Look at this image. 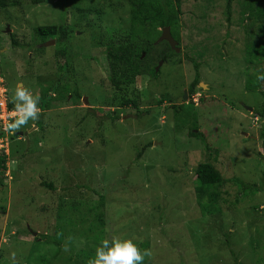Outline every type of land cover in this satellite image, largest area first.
Here are the masks:
<instances>
[{
    "label": "rangeland",
    "instance_id": "rangeland-1",
    "mask_svg": "<svg viewBox=\"0 0 264 264\" xmlns=\"http://www.w3.org/2000/svg\"><path fill=\"white\" fill-rule=\"evenodd\" d=\"M111 1L120 7L109 0L70 1L79 6L76 10H94L87 13L90 24L72 16L69 0L0 10V55L14 58L7 55L10 33L25 43L33 34L37 48H44L35 58L16 50L14 71L8 61L1 66L10 100L16 105L14 94L21 84L29 95L39 96L43 114L28 121L30 128L25 124L15 130L27 129L28 142L4 141L0 264H12L13 251L17 264H71L68 258L83 249L81 233L88 224L84 227L79 216L55 209L68 199L88 205L100 196L106 201L101 241L133 238L142 251H150L143 264H264V147L259 139L264 119L256 113L264 108V80L259 93L244 91V51L260 37L252 18L242 16L236 1L228 22L224 0H183L180 65L164 63L157 78L136 79L119 92L109 86L104 47L124 40L130 5ZM59 25L75 26L63 46L34 35L37 27ZM153 46L156 54L167 51L161 43ZM61 49L66 54L55 57ZM29 57L33 63L27 71L20 64ZM190 58L199 64L205 88L174 104L194 78ZM65 62L70 68L59 70ZM255 67L264 69V61ZM56 86H66L65 99L50 104L40 88ZM74 90L81 100L71 101ZM163 96L173 102L160 104ZM129 100L138 107L121 105ZM191 132L200 133L205 144ZM206 159L224 179L263 190L225 186L229 195L223 197L227 204L222 214L202 217L193 176ZM43 184H51L53 191ZM236 198L235 209L228 208ZM86 218L91 222L93 214Z\"/></svg>",
    "mask_w": 264,
    "mask_h": 264
},
{
    "label": "trees",
    "instance_id": "trees-1",
    "mask_svg": "<svg viewBox=\"0 0 264 264\" xmlns=\"http://www.w3.org/2000/svg\"><path fill=\"white\" fill-rule=\"evenodd\" d=\"M47 0H0V10H6L11 8H18L23 6L24 3L28 4L30 7H34L37 5H44ZM70 6V13L73 17L77 18L80 23L81 21L87 23V13H93L94 10L86 9L83 11L82 9H75L74 7H79L74 4V7ZM111 3V0H109ZM129 3V28L125 33V38L121 42L109 43L104 47V55L105 61L107 65V80L109 82V86L119 92H123L128 87L133 86L136 83V79H155L158 75L155 73L154 66L158 60H163L167 64H171L173 66H179L180 60L177 58L178 55L172 52L169 49V46L166 43L162 45L166 46L167 51L162 53L155 54V50L153 44L157 41V39L161 35V30L163 28H169L171 36L174 40L179 43V21L178 16L181 14V4L183 0H125ZM225 1V15L226 20L230 21V12L233 2H237L241 7V13L243 15H247V17L252 18V25L256 26V29L260 33V37L258 40L253 41L249 45H247L245 54V63L247 65L245 71V83H244V91H248L250 93L260 92V82L263 80H258L257 75L264 73V69L256 68L255 65H260L264 61V0H224ZM121 3H114V6L120 7ZM73 10L76 11L75 15H73ZM81 20V21H80ZM90 24V23H87ZM75 26H43L37 27L34 29V35L37 38L42 39H56L59 45H64V43L69 39L73 34ZM7 37L11 40L9 47V56L12 54L15 58L16 50H20L24 52V55H30L32 58L39 55L43 50L37 48L35 41L32 40L33 34L31 36L30 43L19 42L15 39L12 33L8 34ZM15 50V51H13ZM12 51V52H11ZM66 54L65 49H61L56 52L55 57L63 56ZM69 54V53H68ZM142 54H144V58L142 59ZM12 57V56H11ZM28 57V56H27ZM0 77L6 84L5 75L2 72V62L11 63V67L13 66V71L15 69L12 58L6 60V55H0ZM191 59V58H190ZM69 61V60H68ZM36 62V61H35ZM194 67V78L187 86L186 93L187 97L190 99L193 95L196 94L197 90L202 91L199 88V75L198 69L199 64L191 59ZM33 61L29 58H26V61L23 62L22 66L24 69H28L30 71ZM69 63V62H68ZM68 63L65 62L59 70H68ZM64 66V67H63ZM68 66V67H67ZM70 68V67H69ZM254 69V70H253ZM23 72L25 70H22ZM34 71V70H33ZM252 71V72H251ZM251 72V73H250ZM15 73V72H14ZM157 75V76H156ZM16 76V75H15ZM65 77V76H64ZM64 86V85H63ZM56 86L50 87L49 89L45 87H41V92H43L44 100L48 97L50 102H61L64 101L65 97L63 96V92L65 91V87ZM198 88V89H197ZM64 91H63V90ZM69 90V89H68ZM263 96L264 93L260 92ZM122 94V93H121ZM54 95V96H53ZM53 96V97H52ZM52 97V98H51ZM81 95L78 91L74 90L71 96V101L80 100ZM47 99V101H48ZM168 100L169 103H172L173 98H165L164 96L160 98L161 102ZM177 98L174 100V104H176ZM202 102V100H201ZM131 104L134 108H137L138 105L135 101L129 100L124 101L121 105L128 106ZM44 105V103H43ZM8 110H12L16 108L14 102H8ZM182 109L181 106H175ZM264 107V106H263ZM174 108V107H173ZM177 109V108H175ZM188 111V110H187ZM257 116L260 119H264V108L261 111L256 112ZM116 114V113H115ZM40 115V114H39ZM27 127H30L29 124H26ZM29 125V126H28ZM37 125V123H36ZM4 131L2 132V127L0 126V138H2ZM18 133V132H17ZM16 132L13 135L9 136L10 139L16 138L18 139V135ZM190 135L198 140H200L203 144H205L204 138L200 133ZM260 141L264 147V128L260 131ZM151 144L142 148V150L136 156V159L139 160L142 157L144 151L150 147ZM205 149L208 150V147L205 146ZM6 160L7 157L0 152V177L1 173H4L6 170ZM12 162V161H11ZM194 195L196 199V203L199 207V212L202 217H206L205 215H221L223 212V207L226 205V199L223 198L229 195V192L224 190L225 186L228 185H238L241 187V192H245L248 190H254L256 192L263 190L262 188H255L251 185L244 184L242 182H238L236 180H226L224 179L215 166L209 162L208 159L200 162L196 168L194 169ZM43 187L47 188L50 191H53L51 184H43ZM264 192V191H262ZM106 201L103 196L99 197L98 202L83 204L82 201L78 199H68L67 202L58 203L55 211L56 212H70L73 215H77L81 218V225L84 224L85 221L88 224L86 227L87 231L82 232L81 239L85 241L81 248L78 250V254L72 256V258H68V261L71 264H89V260L94 255V250L96 247L95 241L100 238V234L105 232L104 228L106 226L105 223V211H103L104 205ZM238 204V199L236 198L233 203L227 205L230 209H235V205ZM93 214V218H91V222L86 218L87 215ZM101 213V214H100ZM84 217H83V216ZM93 220V221H92ZM101 238L98 240L101 241ZM139 248H141L139 246Z\"/></svg>",
    "mask_w": 264,
    "mask_h": 264
},
{
    "label": "clouds",
    "instance_id": "clouds-1",
    "mask_svg": "<svg viewBox=\"0 0 264 264\" xmlns=\"http://www.w3.org/2000/svg\"><path fill=\"white\" fill-rule=\"evenodd\" d=\"M5 29H6L5 30L6 32H9V30H10L9 27H6ZM161 33H162V30H161ZM170 35H171V33H170ZM49 40H52L50 42L51 44H53L54 41L56 42V44H58L56 39H54V38L49 39ZM174 41L177 42L176 40H174ZM163 43H166V42H161V44H163ZM49 44H47L45 47H47ZM154 44H156V42ZM177 44H178V42H177ZM156 45H158V44H156ZM164 47L166 48V46H164ZM176 48L179 49L178 45ZM39 49L44 50V48H39ZM169 49L172 50L170 47H169ZM172 52H174V51L172 50ZM175 54H177V53H175ZM143 58H144V54H142V59ZM158 61L162 62V65L165 63L163 60H158ZM157 62H156V65L154 66V70L157 68L158 64L160 63V62H158V63ZM160 67H159V69H160ZM106 69H107V65H106ZM159 69H158L157 73L159 72ZM155 72H156V70H155ZM106 73H107V71H106ZM257 79L258 80H264V73L258 74ZM200 84L201 83H199V85ZM0 85L2 87H4L6 90L8 102L9 101L12 102V100H10V98H9L8 88L6 87L5 82L3 81V79L1 77H0ZM19 86H21V84L17 85V88L15 90V94H14V100L16 102V108L12 109V110H8L9 112H14L16 115H14L4 126L2 124H0V126L2 127V132L4 131L2 138H0V144L2 145V147L0 148V152H3V154L6 157H7V153H5L6 147H4V141L6 140V138L10 139L9 135L10 136L13 135V133L15 132L16 129L27 124L29 120H32V121L37 120L39 118V114L40 115L43 114V111L41 110V108L38 107L39 96L29 95L30 92H27V90L25 88H21L22 86L21 87H19ZM199 88H200V86H199ZM187 99H188V97H187ZM80 100H81V98H80ZM166 101H163V103H165ZM83 102H84V104H87L86 99H83ZM52 103H54V102H50V104H52ZM176 104H178V103H176ZM7 109H8V106H7ZM30 127H28V128H30ZM3 128H5V129H3ZM26 130L27 129L23 130L22 132H18L17 135L19 133L28 132ZM28 135H27V138H28ZM18 139L25 140V138L23 136H19ZM9 255H10V259L12 261V264H17L16 253L13 251V252H10ZM148 255H150V251L149 250H143L142 251L138 247V244L134 241L133 238H125L122 236L107 237V238H104L98 245H96L95 250H94V255L89 260V264H143L145 256H148Z\"/></svg>",
    "mask_w": 264,
    "mask_h": 264
},
{
    "label": "water",
    "instance_id": "water-1",
    "mask_svg": "<svg viewBox=\"0 0 264 264\" xmlns=\"http://www.w3.org/2000/svg\"><path fill=\"white\" fill-rule=\"evenodd\" d=\"M8 31V30H7ZM161 42H166L169 47L175 52V53H178L179 52V49L176 48L177 47V42H175L171 35H170V31H169V28H164L162 29V33H161V36L160 38L157 40L156 44H159ZM162 65V62H160L157 66V68L155 69L156 72L158 71L159 67ZM200 88H205L204 85L200 84L199 85ZM187 99V94H186V91H184L182 97L177 101V103H180L182 101H185ZM29 134V132H24V133H19L18 135L19 136H23L25 138V141L28 142V138H27V135ZM35 236V234H34Z\"/></svg>",
    "mask_w": 264,
    "mask_h": 264
},
{
    "label": "built area",
    "instance_id": "built-area-1",
    "mask_svg": "<svg viewBox=\"0 0 264 264\" xmlns=\"http://www.w3.org/2000/svg\"><path fill=\"white\" fill-rule=\"evenodd\" d=\"M8 97L4 87L0 85V124L3 126L15 115L7 109ZM5 129V128H3ZM2 145L0 144V148Z\"/></svg>",
    "mask_w": 264,
    "mask_h": 264
},
{
    "label": "flooded vegetation",
    "instance_id": "flooded-vegetation-1",
    "mask_svg": "<svg viewBox=\"0 0 264 264\" xmlns=\"http://www.w3.org/2000/svg\"><path fill=\"white\" fill-rule=\"evenodd\" d=\"M158 62H160V61H158ZM158 62H157V63H158ZM176 101H177V100H176Z\"/></svg>",
    "mask_w": 264,
    "mask_h": 264
},
{
    "label": "bare ground",
    "instance_id": "bare-ground-1",
    "mask_svg": "<svg viewBox=\"0 0 264 264\" xmlns=\"http://www.w3.org/2000/svg\"><path fill=\"white\" fill-rule=\"evenodd\" d=\"M101 214V213H100Z\"/></svg>",
    "mask_w": 264,
    "mask_h": 264
}]
</instances>
